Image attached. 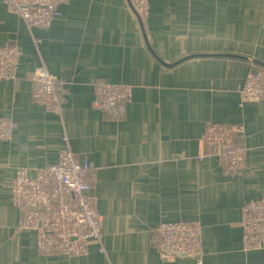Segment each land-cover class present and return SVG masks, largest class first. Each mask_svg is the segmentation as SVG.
Returning a JSON list of instances; mask_svg holds the SVG:
<instances>
[{
	"label": "crops",
	"instance_id": "crops-1",
	"mask_svg": "<svg viewBox=\"0 0 264 264\" xmlns=\"http://www.w3.org/2000/svg\"><path fill=\"white\" fill-rule=\"evenodd\" d=\"M149 5L142 26L130 0H67L39 28L0 0V45L22 53L17 78L0 81V118L17 125L0 141V264H264L263 250L243 249L240 223L244 203L264 197V100L239 92L264 67V0ZM195 54L214 56L171 66ZM39 66L55 77L60 113L33 101ZM102 82L133 87L121 117L93 107ZM210 121L244 128L236 143L246 163L231 175L208 155ZM65 146L92 163L104 254L93 244L81 256L44 255L20 227L12 179L56 163ZM164 220L200 223V254L164 255L155 241Z\"/></svg>",
	"mask_w": 264,
	"mask_h": 264
},
{
	"label": "built area",
	"instance_id": "built-area-1",
	"mask_svg": "<svg viewBox=\"0 0 264 264\" xmlns=\"http://www.w3.org/2000/svg\"><path fill=\"white\" fill-rule=\"evenodd\" d=\"M67 0H3L9 11L21 16L31 27L48 28L63 14ZM142 19L149 14V0H131ZM22 53L16 45H0V81L16 79ZM33 101L48 113L62 111V93L55 77L39 66L32 78ZM128 84L102 82L96 86L92 105L95 109L121 117L132 97ZM240 94L264 100V67L251 69L239 89ZM16 122L0 118V141L13 137ZM241 125L210 121L204 141L211 147L228 174L241 168L247 149L236 143ZM206 155L200 156L203 159ZM92 170L89 159L79 160L69 146L60 152L56 163L36 169L19 168L11 181L12 201L20 209V227L35 232L37 250L44 255L81 256L93 244L104 254L102 217L95 198L90 194L87 177ZM242 243L246 251H264V197L246 201L241 213ZM203 228L198 222L164 220L158 224L155 241L168 257H195L203 249ZM165 256V257H167Z\"/></svg>",
	"mask_w": 264,
	"mask_h": 264
},
{
	"label": "water",
	"instance_id": "water-1",
	"mask_svg": "<svg viewBox=\"0 0 264 264\" xmlns=\"http://www.w3.org/2000/svg\"><path fill=\"white\" fill-rule=\"evenodd\" d=\"M130 3H131V5H132V2H131V0H130ZM132 7H133V9H134V12L136 13V15L139 17V19H140V21H141V24H142V26H143V21H142V18L140 17V15H139V13L136 11V9L134 8V6L132 5ZM198 56H214V55H199V54H195V55H188V56H186V57H184L183 59H181V60H179V61H177L176 63H174V64H171V66H175V65H178V64H180L181 62H183V61H185V60H187V59H190V58H195V57H198Z\"/></svg>",
	"mask_w": 264,
	"mask_h": 264
},
{
	"label": "rangeland",
	"instance_id": "rangeland-1",
	"mask_svg": "<svg viewBox=\"0 0 264 264\" xmlns=\"http://www.w3.org/2000/svg\"><path fill=\"white\" fill-rule=\"evenodd\" d=\"M98 110V109H97Z\"/></svg>",
	"mask_w": 264,
	"mask_h": 264
}]
</instances>
